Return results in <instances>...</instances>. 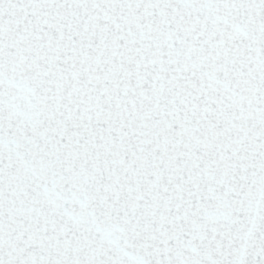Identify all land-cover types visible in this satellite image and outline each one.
I'll return each mask as SVG.
<instances>
[{"label":"snow or ice","instance_id":"1","mask_svg":"<svg viewBox=\"0 0 264 264\" xmlns=\"http://www.w3.org/2000/svg\"><path fill=\"white\" fill-rule=\"evenodd\" d=\"M0 264H264V0H0Z\"/></svg>","mask_w":264,"mask_h":264}]
</instances>
